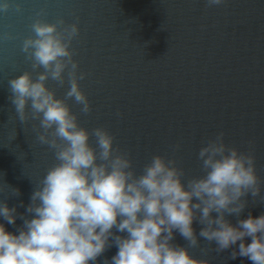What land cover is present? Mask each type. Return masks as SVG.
Wrapping results in <instances>:
<instances>
[{
  "label": "clouds",
  "instance_id": "9594fccd",
  "mask_svg": "<svg viewBox=\"0 0 264 264\" xmlns=\"http://www.w3.org/2000/svg\"><path fill=\"white\" fill-rule=\"evenodd\" d=\"M226 2L204 0V10ZM22 9L21 0H0V14ZM45 16L40 9L22 40L31 71L7 83L15 118L21 125L36 122V140L53 153L55 163L34 186L26 207L23 201L10 207L8 199H0L3 221L22 220L17 232L0 222V264H98L101 257L100 264H211L206 256L213 244L217 254L231 249L230 259L264 264V212L239 218L249 194L253 203L264 202L252 141L241 150L225 141L223 131L209 137L196 154L199 175H189L176 158L179 143L170 155H151L137 171L131 153L115 143L107 127L89 130L80 123L79 115L92 109L80 87L87 73L72 48L79 17L49 22ZM14 38L11 31L3 33L5 40ZM49 80L61 87L67 80L63 97ZM69 100L80 106L79 113ZM6 187L12 197L20 195L6 182L0 191ZM233 215L235 224L228 218ZM176 234L186 244L175 243ZM112 247L117 251L109 258L104 254ZM195 248L202 257L191 253Z\"/></svg>",
  "mask_w": 264,
  "mask_h": 264
},
{
  "label": "water",
  "instance_id": "95a60500",
  "mask_svg": "<svg viewBox=\"0 0 264 264\" xmlns=\"http://www.w3.org/2000/svg\"><path fill=\"white\" fill-rule=\"evenodd\" d=\"M21 2L22 12L0 14V185L20 191L14 197L7 187L0 191L10 207L20 201L26 207L34 186L55 163L53 153L36 140V122L21 125L15 118L7 83L31 71L20 49L42 8L49 22L79 17L80 34L72 48L87 73L80 87L92 109L79 115L80 123L89 130L107 127L115 143L131 153L137 171L151 155H170L179 143L176 158L189 175H199V148L223 131L225 141L241 150L252 141L257 174L264 179V0H227L207 11L204 0ZM8 31L14 39H3ZM48 86L63 97L69 85L49 80ZM68 103L79 113V105ZM247 200L239 218L264 212L259 198L253 203L249 194ZM228 218L234 224L238 219ZM0 222L10 232L22 224L19 218L15 225ZM194 227L199 232L200 225ZM175 243L186 241L176 234ZM207 247L211 264H251L246 258L230 259L231 249L217 254L214 244ZM116 251L112 247L104 255L110 258ZM190 251L203 256L200 248Z\"/></svg>",
  "mask_w": 264,
  "mask_h": 264
}]
</instances>
